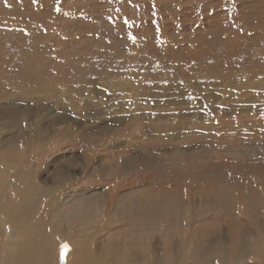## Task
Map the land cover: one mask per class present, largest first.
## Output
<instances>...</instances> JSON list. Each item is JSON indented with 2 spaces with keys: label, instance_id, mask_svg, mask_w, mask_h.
Returning a JSON list of instances; mask_svg holds the SVG:
<instances>
[{
  "label": "rangeland",
  "instance_id": "obj_1",
  "mask_svg": "<svg viewBox=\"0 0 264 264\" xmlns=\"http://www.w3.org/2000/svg\"><path fill=\"white\" fill-rule=\"evenodd\" d=\"M0 141V264H264V0H0Z\"/></svg>",
  "mask_w": 264,
  "mask_h": 264
},
{
  "label": "bare ground",
  "instance_id": "obj_2",
  "mask_svg": "<svg viewBox=\"0 0 264 264\" xmlns=\"http://www.w3.org/2000/svg\"><path fill=\"white\" fill-rule=\"evenodd\" d=\"M172 27V26H171ZM23 57H25V55L23 56ZM33 57V56H32ZM36 61V60H35ZM27 63V60H24V62L21 64L24 68L26 67L25 66V64ZM94 65L93 64H91V63H87V64H84V65H80V66H78L76 69H77V71H78V73H83L84 74V72H88V71H90L92 68L93 69H95V70H98L97 68H95V67H93ZM71 67V66H70ZM18 68V67H17ZM105 68L107 69V73L105 74V76L106 77H110V76H112V75H114L115 74V71L113 70L114 68H111L110 66H108V65H106L105 66ZM118 68V67H117ZM115 70H116V68H115ZM120 70V69H119ZM99 71V70H98ZM80 73V74H81ZM100 75H102V73H100ZM78 77V76H77ZM81 78H83V76H82V74H81V76L79 77V79H81ZM78 79V80H79ZM240 106L239 108L238 107H234V106ZM238 105H234V106H231L230 107V110H235V109H240V110H245V109H247V108H249L250 107V104H247V103H244V104H238ZM254 107L255 105H252L251 104V107ZM229 108V107H228ZM228 108L226 109V110H224L223 109V111H228ZM218 110V109H217ZM219 111H220V108H219ZM249 111V110H248ZM248 111L245 113V114H247L248 113ZM211 113V111H209L207 114L209 115ZM206 113L204 114L205 116H208ZM235 115H237L239 118L241 117V115H239V113L238 112H236V114ZM19 125V124H18ZM17 125V126H18ZM27 125V124H26ZM210 124L208 123V125L206 124L205 126H206V130L204 131V133L202 134L203 135V137H201V138H203V139H206V140H208V141H212L213 140V138H214V130L211 128V129H209L208 128V126H209ZM28 126L29 125H27V129H29L28 128ZM16 127V126H15ZM32 128V127H31ZM240 128V127H239ZM239 128H237L234 132H237L238 130H239ZM41 132H43V131H41ZM45 132V131H44ZM46 133V132H45ZM43 134V133H42ZM240 134V133H239ZM223 135H224V133H223ZM40 137H41V140H43V137H44V135L43 136H41L40 135ZM49 137V136H48ZM25 138V139H24ZM37 138V137H36ZM227 138V137H226ZM26 140V137L25 136H21V139H19V143L18 144H20V143H23V142H27V140ZM17 141V140H16ZM15 141V142H16ZM40 141V140H39ZM38 140H36V142H39ZM226 141V140H225ZM0 142H2V141H0ZM221 142H222V140H221ZM42 143V142H41ZM44 143V142H43ZM236 143V142H235ZM1 145H3L4 146V144L2 143ZM39 145V144H38ZM37 145V146H38ZM39 146H41V145H39ZM38 146V147H39ZM3 148V147H2ZM6 150H8V149H6ZM5 151V150H4ZM9 151H11L10 149H9ZM13 151V150H12ZM11 151V152H12ZM6 153H7V151H6ZM5 153V154H6ZM10 153V152H9ZM2 154V153H1ZM0 154V155H1ZM91 155V154H90ZM3 156V155H2ZM6 156V155H5ZM3 158H4V156H3ZM23 160V159H22ZM4 163V162H3ZM22 163V162H21ZM20 163V164H21ZM26 163V162H25ZM244 163V162H243ZM242 163V164H243ZM23 164V163H22ZM144 165V164H143ZM216 165V164H215ZM239 165H241V164H239ZM243 166V165H242ZM250 168V167H249ZM21 173V172H20ZM20 173H18V177L22 180V174H20ZM30 177V176H29ZM14 178H16V177H14ZM33 178V177H32ZM32 178H27V182H29V179H32ZM7 179V178H6ZM24 179V178H23ZM36 178H34V180H35ZM15 180H17V179H15ZM33 180V179H32ZM11 181V180H10ZM23 182V181H22ZM36 182V181H35ZM8 183V182H7ZM13 185V184H12ZM31 187H29V188H25L24 190H25V193L23 194V199H33L34 200V197H33V193H35V192H38V193H36V194H38L39 195V192H41V190L38 188H35L36 187V185H31V184H29ZM35 186V187H34ZM37 186H39V184L37 185ZM17 187H19V186H17ZM27 187H28V185H27ZM8 189V188H7ZM22 190V189H21ZM47 190V189H46ZM13 191H14V189H13ZM43 192H44V190H42ZM12 192V191H11ZM50 193H52L51 191H49ZM8 193V192H7ZM46 193H47V191H46ZM45 193V194H46ZM9 194V193H8ZM54 194V193H53ZM53 194H52V196H53ZM19 195V194H18ZM40 195H44V194H42V193H40ZM47 195V197H46V199L44 200V201H39V200H34V201H38V204H41V203H44L45 204V202H47V199L49 200V198L51 197L50 195H48V193L46 194ZM84 195V194H83ZM10 197V196H9ZM12 197V196H11ZM10 197V198H11ZM15 197V196H14ZM58 199V198H57ZM91 199H93V198H91ZM91 199H90V201H88L87 202V204L86 205H84V207L82 208V213H85L86 215H88V216H91V215H93V213L91 212V210H92V208L94 207L93 205L94 204H92V201H91ZM13 200V199H12ZM54 199L53 198H51V200H49V201H53ZM79 200V199H78ZM86 200V199H85ZM89 200V199H88ZM5 201V200H4ZM3 201V202H4ZM7 201V200H6ZM14 201V200H13ZM12 201V202H13ZM26 201V200H25ZM30 201V200H29ZM94 201V200H93ZM257 201V200H256ZM2 202V203H3ZM19 202V201H18ZM32 202V201H31ZM64 202V201H63ZM11 204V202H9V198H8V204ZM84 203V202H83ZM4 204V203H3ZM2 204V205H3ZM28 204V203H27ZM26 205V204H25ZM250 205H251V203H250ZM6 206H7V204H6ZM6 206H4V207H6ZM11 206V205H10ZM9 206V207H10ZM22 206V205H21ZM236 207V206H235ZM1 208V207H0ZM11 208V207H10ZM37 208H38V206H37ZM75 209V208H74ZM231 209V208H230ZM1 210V209H0ZM2 210H9L8 208H3ZM12 210V209H11ZM76 211L78 210L77 208L75 209ZM175 210V209H174ZM36 211V210H35ZM79 212L81 211V210H78ZM8 212V211H7ZM10 213V212H9ZM36 213V212H35ZM63 213H65V212H63ZM74 213V212H73ZM92 213V214H91ZM8 213H6V214H2V213H0V219H1V221H3V218L4 217H8V215H7ZM11 214V213H10ZM27 214V213H26ZM62 214V213H61ZM68 214V213H67ZM67 214H65L66 216H67ZM75 214V213H74ZM81 214V213H80ZM57 215V214H56ZM63 215V214H62ZM11 216V215H10ZM59 216V215H58ZM75 216H76V214H75ZM30 217V216H29ZM6 220V219H5ZM18 220V219H17ZM19 221V220H18ZM29 221H31L30 219H29ZM4 222V221H3ZM7 222V221H6ZM8 222H10V220L8 221ZM90 222V221H89ZM31 225H32V223H30ZM30 224H29V226H30ZM23 225V224H22ZM38 225V224H37ZM5 226V225H4ZM23 226H25V225H23ZM6 227V226H5ZM18 227V226H17ZM7 228V227H6ZM19 228V227H18ZM18 228H15V229H18ZM25 228V227H24ZM33 228V227H32ZM31 228V229H32ZM28 229V228H27ZM21 230V229H20ZM33 230V229H32ZM42 230V229H41ZM17 231V230H16ZM25 231H26V229H25ZM29 231V230H28ZM19 232V231H18ZM21 233H25V232H23V231H20ZM43 232V231H42ZM20 233V234H21ZM44 233V232H43ZM240 233V232H239ZM27 234V233H26ZM40 234V233H39ZM10 236V235H9ZM50 237V236H49ZM144 237V236H143ZM48 237L46 236V234H45V236H44V238H42L40 235H39V240H40V242H39V244H38V241H37V243L36 244H38L39 246V250H41L42 251V254H43V252H44V254H48V253H50V251H51V248H50V245H49V243L47 242L48 240H46ZM254 239V238H253ZM125 240V239H124ZM253 241H255V240H253ZM9 242V241H8ZM9 244V243H8ZM116 244V243H115ZM34 246H35V244H34ZM115 246H117V245H115ZM119 246V245H118ZM149 246V245H148ZM254 246V245H253ZM150 247V246H149ZM33 248V247H32ZM224 248V247H223ZM254 248H256V247H254ZM259 248V247H258ZM38 249V248H37ZM34 250V249H33ZM39 250H38V252H39ZM82 250V249H81ZM122 250V249H121ZM26 251V250H25ZM35 251V250H34ZM33 251V252H34ZM40 251V252H41ZM82 251H84V250H82ZM123 252H124V249L122 250ZM122 251H121V253H122ZM85 252V251H84ZM83 252V253H84ZM26 253V252H25ZM36 253V252H35ZM78 253H80V252H78ZM82 253V252H81ZM88 253V252H87ZM127 253H129V255L132 257V259H127V257H125L123 254H122V256H120L119 255V257L120 258H118V257H110V254H106V256L99 262V264H158L159 262L156 260V257H153V255H152V253H151V251L150 250H142V249H133V250H129V252H128V250H127ZM155 253V252H154ZM153 253V254H154ZM191 253V252H190ZM38 254V253H37ZM36 254V255H37ZM43 254V256H45ZM85 254H86V252H85ZM115 254V253H114ZM35 255V254H34ZM39 255V254H38ZM28 255H26V256H23L22 254L20 255V252H19V254H18V252H16V253H13L12 254V258L14 259V257L15 258H17V262H19L18 264H36V263H38V264H42L43 263V256H42V258L43 259H41V260H39L38 262L37 261H34V260H31L30 258H34L35 256H30V258L29 257H27ZM80 256V255H79ZM84 255H82V257H83ZM89 256V255H88ZM171 257L169 258L170 259V261L169 262H167L166 264H188L186 261H185V258H182V259H179L180 257H178L177 255H170ZM190 256V255H189ZM226 255H224L223 254V251L220 253V256H218V257H220V260H219V262H220V264H226V257H225ZM47 257H48V255H47ZM47 257H45V258H47ZM86 257H87V255H86ZM93 257V256H92ZM91 257V258H92ZM136 257V258H135ZM146 257H148V258H146ZM185 257V256H184ZM217 257V256H216ZM37 258H39V256L37 257ZM41 258V257H40ZM76 258V257H75ZM78 258H80V257H78ZM84 258V257H83ZM88 258H90V257H88ZM87 258V259H88ZM94 258V257H93ZM134 258V259H133ZM160 258V257H159ZM190 258V257H189ZM12 259V260H13ZM35 259V258H34ZM85 259V258H84ZM87 259H85V261L87 260ZM95 259V258H94ZM105 259V260H104ZM148 259V260H147ZM152 259V260H151ZM161 259V258H160ZM12 260H11V262L10 263H8V264H14L13 262H12ZM99 260V259H98ZM104 260V261H103ZM158 262V263H156V261ZM162 260V259H161ZM193 260V259H192ZM14 261V260H13ZM190 261H191V259H190ZM83 260H82V262L80 261V259H79V262H77V263H74V264H83ZM91 262H92V260H91ZM96 262V261H95ZM199 262V261H198ZM89 263H90V259H89ZM191 263H193L192 261H191ZM190 263V264H191ZM204 263V262H203ZM203 263H201V264H203ZM84 264H88V262H85ZM159 264H161V263H159ZM193 264H195V263H193ZM197 264V263H196ZM199 264V263H198Z\"/></svg>",
  "mask_w": 264,
  "mask_h": 264
}]
</instances>
